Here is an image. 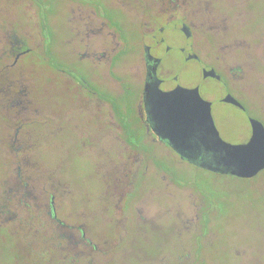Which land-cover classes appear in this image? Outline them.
Returning <instances> with one entry per match:
<instances>
[{
  "label": "rangeland",
  "instance_id": "374dc122",
  "mask_svg": "<svg viewBox=\"0 0 264 264\" xmlns=\"http://www.w3.org/2000/svg\"><path fill=\"white\" fill-rule=\"evenodd\" d=\"M29 1L34 0H0V34L9 33L26 39L27 44L21 49L24 51L15 57L17 62L12 71L21 72L20 81L31 105L39 108L44 117L56 120L51 132H33L28 148H32V163H36L33 173L47 179L44 181L49 192L54 194L58 215L70 226L83 225L85 213L92 216L107 210L115 212L127 204L132 209L159 215L152 223L154 225L137 226L143 235L135 237V247L127 246L129 255L128 250L114 247L124 231L122 223L115 222L121 217L111 218V224H117L111 231L107 229L106 224L110 222L106 218L88 219L86 226L97 246L92 264H142L139 260L146 256L152 258L149 264H161L164 261L161 257L166 253L162 255L159 251H165L169 256L168 251H174L176 242L189 246L199 235V228L195 226H200L197 220L192 224L180 223V228L173 229V215L179 211L208 216L207 226L199 239L200 256L206 263L240 264L257 260L264 264V170L251 179H242L228 175V170H223L226 173L214 172L186 162L168 148H151L144 144L148 148H132L136 152L130 148L101 149L100 145L108 140L101 135L99 122L88 112L89 99L83 89L88 87L85 66L73 65L68 59L70 39L74 38L70 33L69 10L65 7L67 1L38 0L32 5ZM208 2L209 7L216 10L213 1ZM233 2L237 5V0H215L214 4L228 9L234 7ZM239 4H243L242 0ZM245 5L250 7L251 13L247 14V8L216 11L225 25V36L236 34V44L241 43V46L233 45V54L251 86L249 99L255 106L261 100L257 81L264 83V0H245ZM246 21L252 28H247ZM40 34L44 39L43 47ZM164 38L172 50L162 55L160 71L166 77L161 83L157 74L154 75V94L168 93L174 102L176 99L190 102L183 89L200 87L195 93L209 103L211 129L214 127L219 139L225 142L243 143L249 138L248 113L264 125V102L260 106L262 111L258 110L259 115L255 108H248L246 112L239 103L240 108L230 101H223L225 97L219 98L222 91L217 83L212 78H205V71L201 73L196 63L185 62L176 50L175 44L182 38L179 32L169 27ZM32 39L36 41L32 43ZM52 42L60 51L44 54V46L47 50L48 43ZM3 69L0 66L2 77L6 74ZM123 76L128 82L135 83L125 70ZM119 90L112 88L114 93ZM138 92L140 86L135 83L128 95L130 103H135ZM151 102L155 105L159 101L153 97ZM123 115L118 116L119 120L123 119L121 123L126 118ZM40 118L38 116L37 120ZM155 134L160 138L159 133ZM142 135L137 130L129 141L140 143ZM102 137L103 141L97 145ZM200 149V155L204 156L205 149ZM135 170L138 172L134 176ZM56 180L58 183L55 184ZM132 192L136 198L129 200L127 195ZM31 227L27 239L13 235L14 241L1 236L0 264H31L33 256L39 255L40 251L32 248L35 246L32 242L41 235L39 222L33 220ZM106 232L111 235L107 244L103 243L107 239ZM18 241L27 247L26 251ZM139 249L142 250L137 255ZM171 257L166 261L172 264L174 259Z\"/></svg>",
  "mask_w": 264,
  "mask_h": 264
},
{
  "label": "flooded vegetation",
  "instance_id": "af4514ba",
  "mask_svg": "<svg viewBox=\"0 0 264 264\" xmlns=\"http://www.w3.org/2000/svg\"><path fill=\"white\" fill-rule=\"evenodd\" d=\"M36 1L38 0L29 1L30 5ZM54 1L57 3L58 0ZM65 1H67L65 7L69 10L70 33L74 38L70 39L68 59L73 65L85 66L88 87L82 86L89 99L88 112L90 111V116H94L99 122L101 135L108 140L104 145H100L103 137L99 140L97 145H100L101 149L130 148L132 152H136L132 148H148L144 144H149L151 148H168L174 152L165 140H161L153 132L143 99L147 81L155 80L154 75L157 74V80L162 83V79L166 77L160 69L163 62L162 55L172 50L171 46L166 45L164 38L169 27L179 32L182 37L180 43L175 45L183 60L199 65L201 73L205 71L212 74L206 75L205 78H212L217 83L222 91L219 98L230 96L242 105L246 112L251 107L256 109L257 114L262 111L264 83L257 81L261 100H258L257 105L254 106L249 99L251 86L233 54V45L241 46V43L236 44L234 38L236 34L225 36V25L219 19V12L216 11L247 8V14L251 13L250 7L245 5V0H242L243 4H239L241 0H237V5L231 3L234 7L230 6L228 9L216 7L215 0H212L216 10L209 7L208 0ZM245 23L247 24L248 21ZM247 28L252 27L248 25ZM221 30L223 33L220 32ZM40 36L43 47L44 39L41 34ZM33 41L36 40L32 39V43ZM26 44V39L18 38L16 35L0 34V63H2L0 66L6 71L4 77L0 71V240L1 236H4L15 241L12 239L13 235L16 238L18 235L21 240L27 239L28 232L32 230L31 224L36 220L39 222L41 235L36 242H32L35 244L32 248L40 253L37 257L31 254L34 260L30 255L31 264H92V255L97 246L91 240V232L86 222L88 219L97 221L96 216H99L110 222L106 224L110 231L113 227H117L119 222L122 223L124 231L114 247L125 250L129 249L128 245L135 247V237L143 235L138 232L137 226H148V223L150 226L154 225L152 223L158 220L159 215L148 210L146 213L132 209L130 204H127L115 212L107 210L105 213H95L92 216L85 213L83 225H66L57 213L54 194L47 189L45 182L47 179L33 173V165L36 163H32L33 151L32 148H28V142L33 132H51L56 120L44 117L39 113V108L36 109L31 105L26 89L20 81L21 72L12 71L17 62L14 61L15 57L24 51L21 49ZM45 46L44 54L49 51L56 54L60 51L59 46L53 45V42L48 43L47 50ZM11 57L13 59L10 62ZM124 70L131 74V78L140 86V92L133 104L129 102L128 95L135 83L128 82L124 78ZM159 75L162 78L158 77ZM117 87L120 90L114 93L112 88ZM188 89L200 91L198 86ZM119 102H122L121 105ZM121 114L126 116L124 123L120 122H123V119L119 120L118 116ZM247 115L250 119L260 122L249 113ZM33 116L35 118H32ZM38 116L41 118L37 120ZM137 130L143 135L140 143L133 144L129 141V137H135ZM137 172L135 170L134 176ZM56 182L58 183L57 180L55 184ZM127 196L129 200L136 198L133 192ZM179 212L173 215L175 218L173 229L180 228V223L192 224L197 220L200 226L198 224L195 226L199 228V235L194 237L189 246L176 242L174 251L172 253L168 251L169 256H166L167 252L159 251L162 255L166 253L161 257L164 258L161 264H171L166 261V258L171 256L172 260L174 259L172 264H211L208 261L206 263L200 256L202 249L201 243L199 244V239L207 226L208 216L190 211ZM114 216L121 219H116L117 224L113 225L111 218ZM106 237L103 242L105 244L109 243L111 235L107 234ZM125 240L128 241L126 245ZM19 244L23 245L22 242ZM23 248L26 251L27 247ZM141 250L136 252L137 255ZM127 253L129 255V250ZM143 254L146 256V253ZM141 258L139 261L142 264H149L152 261L151 257ZM240 264L263 263L246 260Z\"/></svg>",
  "mask_w": 264,
  "mask_h": 264
},
{
  "label": "water",
  "instance_id": "95a60500",
  "mask_svg": "<svg viewBox=\"0 0 264 264\" xmlns=\"http://www.w3.org/2000/svg\"><path fill=\"white\" fill-rule=\"evenodd\" d=\"M206 73L205 76L212 75ZM155 83L152 79L145 83L143 99L147 118L153 132L159 133L160 139L165 140L180 159L214 172L228 170V175L242 179H251L264 170V127L260 122L248 119L251 134L245 142L222 141L214 127L211 129L209 103L201 100L195 89L180 88L190 102L181 99L174 102L171 94H154ZM153 97L159 101L155 105L151 102ZM223 101L240 106L230 96ZM200 148L205 149L204 156L200 155Z\"/></svg>",
  "mask_w": 264,
  "mask_h": 264
}]
</instances>
